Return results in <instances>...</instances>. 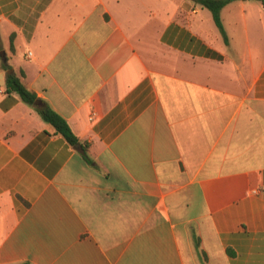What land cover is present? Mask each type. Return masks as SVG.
Segmentation results:
<instances>
[{
    "label": "crops",
    "instance_id": "obj_1",
    "mask_svg": "<svg viewBox=\"0 0 264 264\" xmlns=\"http://www.w3.org/2000/svg\"><path fill=\"white\" fill-rule=\"evenodd\" d=\"M221 18L229 44L193 0H0V264H264V3Z\"/></svg>",
    "mask_w": 264,
    "mask_h": 264
},
{
    "label": "trees",
    "instance_id": "obj_2",
    "mask_svg": "<svg viewBox=\"0 0 264 264\" xmlns=\"http://www.w3.org/2000/svg\"><path fill=\"white\" fill-rule=\"evenodd\" d=\"M196 4L203 6L211 11L214 21L220 30L225 42L229 44V39L226 34L224 25L222 23L221 11L222 9L231 3L233 0H193ZM264 3V0H260ZM14 35L11 37V50L14 49ZM9 69V68H8ZM24 73L21 76L16 74H7L6 77V92L9 94H18L24 102L33 106L42 118L52 126L55 134L62 135L70 144L78 145L80 143L79 138L72 131L67 120L57 113L46 101L40 99L37 94L30 89H28L22 81ZM39 101V105H35V102ZM82 150L84 158L87 162L91 163V159L88 156L89 146L87 144H82ZM199 246V240H197Z\"/></svg>",
    "mask_w": 264,
    "mask_h": 264
},
{
    "label": "water",
    "instance_id": "obj_3",
    "mask_svg": "<svg viewBox=\"0 0 264 264\" xmlns=\"http://www.w3.org/2000/svg\"><path fill=\"white\" fill-rule=\"evenodd\" d=\"M39 104H40V102H39V101H36V102H35V105H39Z\"/></svg>",
    "mask_w": 264,
    "mask_h": 264
}]
</instances>
